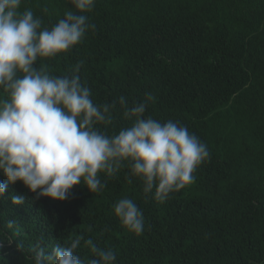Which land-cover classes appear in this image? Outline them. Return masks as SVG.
<instances>
[{"label": "trees", "instance_id": "1", "mask_svg": "<svg viewBox=\"0 0 264 264\" xmlns=\"http://www.w3.org/2000/svg\"><path fill=\"white\" fill-rule=\"evenodd\" d=\"M71 8L69 0L21 5L44 28ZM87 15L95 31L43 61L50 73L71 75L82 63L81 83L100 105L124 96L131 107L152 92L145 115L185 126L210 156L196 181L163 203L127 166L100 174L102 192L81 184L63 202L9 184L0 198V264H34L37 244L50 253L81 236L113 250L117 264H264V0H97ZM112 114L113 125L98 126L107 135L132 123L119 104ZM12 196L25 203L13 205ZM125 196L143 212L140 235L114 214ZM77 254L85 264L92 258L83 241Z\"/></svg>", "mask_w": 264, "mask_h": 264}, {"label": "clouds", "instance_id": "2", "mask_svg": "<svg viewBox=\"0 0 264 264\" xmlns=\"http://www.w3.org/2000/svg\"><path fill=\"white\" fill-rule=\"evenodd\" d=\"M22 3L0 0V174L7 180H0V198L17 182L37 199L61 202L81 184L91 193L102 192L106 184L100 174L111 177L124 166L142 181L145 195L155 189L154 199L160 203L193 184L197 169L210 156L208 147L178 122L146 116L156 100L152 92L131 107L124 96L96 104L81 83L82 63L64 76L51 74L43 63L70 52L95 31L87 13L93 12L97 0H69L72 8L51 28L42 27L32 10L21 11ZM117 104L132 123L107 135L98 126L113 125ZM10 199L13 205L25 203L23 196ZM113 210L129 232L143 233L144 216L135 200L122 197ZM15 224L10 219L7 227ZM82 241L92 255L87 264H117L113 250L83 236L54 246L50 253L37 244L34 264H85L77 254Z\"/></svg>", "mask_w": 264, "mask_h": 264}]
</instances>
